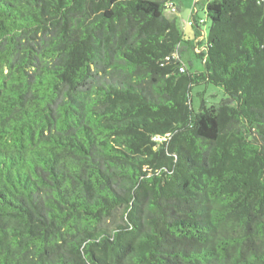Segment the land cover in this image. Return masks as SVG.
I'll use <instances>...</instances> for the list:
<instances>
[{
	"label": "trees",
	"instance_id": "obj_1",
	"mask_svg": "<svg viewBox=\"0 0 264 264\" xmlns=\"http://www.w3.org/2000/svg\"><path fill=\"white\" fill-rule=\"evenodd\" d=\"M169 3L0 0V264H264V1Z\"/></svg>",
	"mask_w": 264,
	"mask_h": 264
},
{
	"label": "rangeland",
	"instance_id": "obj_2",
	"mask_svg": "<svg viewBox=\"0 0 264 264\" xmlns=\"http://www.w3.org/2000/svg\"><path fill=\"white\" fill-rule=\"evenodd\" d=\"M207 1L210 0H173L177 9L175 8L174 11L166 9L164 13L167 17L176 16L185 39L193 40V29L189 25V21L192 12L196 11V16L204 20V24L201 25V34L202 37L206 38L210 25L205 14V4ZM196 47V50L199 49L198 46ZM181 58L191 71L202 69L201 60L193 52V42H183ZM224 96L223 90L218 86L209 83L196 84L192 86L190 91L191 107L194 111H198L202 103L206 106L218 103Z\"/></svg>",
	"mask_w": 264,
	"mask_h": 264
},
{
	"label": "built area",
	"instance_id": "obj_3",
	"mask_svg": "<svg viewBox=\"0 0 264 264\" xmlns=\"http://www.w3.org/2000/svg\"><path fill=\"white\" fill-rule=\"evenodd\" d=\"M258 1H264V0H258ZM169 6H170V10L171 11H174L175 10V7L172 5V3H169Z\"/></svg>",
	"mask_w": 264,
	"mask_h": 264
}]
</instances>
